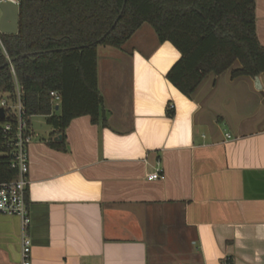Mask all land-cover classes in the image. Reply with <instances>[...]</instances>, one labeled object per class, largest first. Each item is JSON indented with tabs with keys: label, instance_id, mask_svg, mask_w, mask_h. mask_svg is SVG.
Returning a JSON list of instances; mask_svg holds the SVG:
<instances>
[{
	"label": "crops",
	"instance_id": "crops-1",
	"mask_svg": "<svg viewBox=\"0 0 264 264\" xmlns=\"http://www.w3.org/2000/svg\"><path fill=\"white\" fill-rule=\"evenodd\" d=\"M256 29L264 47V0ZM152 42L98 47L106 125L30 119L32 264H264V72L236 62L186 97L166 78L179 51ZM21 263V220L0 215V264Z\"/></svg>",
	"mask_w": 264,
	"mask_h": 264
},
{
	"label": "trees",
	"instance_id": "trees-1",
	"mask_svg": "<svg viewBox=\"0 0 264 264\" xmlns=\"http://www.w3.org/2000/svg\"><path fill=\"white\" fill-rule=\"evenodd\" d=\"M19 13L18 33L2 35L0 95L14 105L19 84L28 123L44 116L58 133L82 116L106 125L98 47L121 49L144 24L154 29L160 43L170 42L179 51L166 78L186 97L208 74L220 75L236 62L240 67L232 70V77L264 72L256 0H21ZM52 91L59 94V103H54ZM6 113L3 124L14 121V110ZM12 159L0 129V182L15 177Z\"/></svg>",
	"mask_w": 264,
	"mask_h": 264
},
{
	"label": "built area",
	"instance_id": "built-area-1",
	"mask_svg": "<svg viewBox=\"0 0 264 264\" xmlns=\"http://www.w3.org/2000/svg\"><path fill=\"white\" fill-rule=\"evenodd\" d=\"M21 0H0V21L3 15L1 6L4 3H12L19 6ZM3 33L0 31V45ZM23 87L16 85V102L14 105L8 103L6 99L0 101V107L4 109L5 117L9 109L14 110V121L3 124L2 132L7 140V144L12 148L11 168L15 170V177L10 181L0 182V215L16 216L21 220V241H22V263L32 264L31 251L32 239L29 235V227L32 222L27 203V188L29 185V153L28 146L34 140L35 135L30 130L24 103L21 98ZM54 103L60 102V96L57 92H50ZM162 168L158 167L152 173L147 175L149 180H155L160 177ZM224 264H231L230 259H224Z\"/></svg>",
	"mask_w": 264,
	"mask_h": 264
},
{
	"label": "water",
	"instance_id": "water-1",
	"mask_svg": "<svg viewBox=\"0 0 264 264\" xmlns=\"http://www.w3.org/2000/svg\"><path fill=\"white\" fill-rule=\"evenodd\" d=\"M1 9H2L3 15L0 21V31L3 34H12V35L17 34L19 30V16H20L19 6L14 5L12 3H4L1 6ZM22 56H25V55L23 54ZM16 59L17 57L9 59L7 64H12ZM256 80L258 79L256 78ZM100 102H101L102 118L105 119L106 112H105L104 103H103L102 98H100ZM56 109L58 110V107H56ZM4 118H5L4 109L0 107V120H3Z\"/></svg>",
	"mask_w": 264,
	"mask_h": 264
},
{
	"label": "rangeland",
	"instance_id": "rangeland-1",
	"mask_svg": "<svg viewBox=\"0 0 264 264\" xmlns=\"http://www.w3.org/2000/svg\"><path fill=\"white\" fill-rule=\"evenodd\" d=\"M146 29H149L151 31L150 32L151 36L148 34V32H146ZM143 34L146 36V38H143ZM148 36L150 37V39ZM152 39H154V41L155 39H157V36L155 32L153 31V28L149 24H144L141 27V29L133 37H131L130 40L126 42V44H124L123 49L126 52L130 51L133 47H136L139 49H147L151 46V44H153ZM103 49H109V50L115 51L116 53H119L118 52L119 50L117 49H113L107 46H100V50H99L100 54ZM101 61H103V58ZM123 83L126 84L127 79ZM4 98H5L4 95H0V101ZM37 120H40V119H37ZM2 128H3V123L0 121V129Z\"/></svg>",
	"mask_w": 264,
	"mask_h": 264
}]
</instances>
